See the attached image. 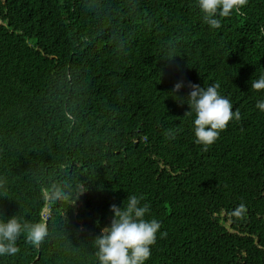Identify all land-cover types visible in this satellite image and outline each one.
<instances>
[{
    "label": "trees",
    "instance_id": "obj_1",
    "mask_svg": "<svg viewBox=\"0 0 264 264\" xmlns=\"http://www.w3.org/2000/svg\"><path fill=\"white\" fill-rule=\"evenodd\" d=\"M241 12L210 29L197 0H0V223L48 231L0 264H99L128 195L161 224L144 264H264V0ZM180 81L240 110L207 151Z\"/></svg>",
    "mask_w": 264,
    "mask_h": 264
},
{
    "label": "clouds",
    "instance_id": "obj_2",
    "mask_svg": "<svg viewBox=\"0 0 264 264\" xmlns=\"http://www.w3.org/2000/svg\"><path fill=\"white\" fill-rule=\"evenodd\" d=\"M247 3L248 0H197L203 22L210 29H220L222 19L230 17L234 12L242 15L241 9ZM183 86V81L176 83L171 94L180 104L187 103L190 110L184 116L194 115L195 143L202 145L203 150L207 151L217 141L220 133L226 130L229 121L241 120L240 110L237 108L233 111L230 100L220 94L219 83L205 88L188 82L190 92L187 97L175 96ZM251 88L256 91L264 90V74L259 79L251 80ZM256 108L264 112V100L257 101ZM2 183L4 181H0ZM85 191L86 189L81 188V194ZM54 196L58 199L66 198L59 187L54 189ZM143 199V196L128 195L122 206H110L113 213L111 223L95 238L99 264H144L150 258L151 247L156 244L161 224L156 219H145L150 212V205L142 204ZM244 211L245 205L240 204L234 215L239 217ZM24 232H27L26 242L33 247L41 246L48 234L45 223L22 224L12 217L6 223H0V256L17 254L19 248L16 241ZM160 235L164 237L167 233Z\"/></svg>",
    "mask_w": 264,
    "mask_h": 264
},
{
    "label": "water",
    "instance_id": "obj_3",
    "mask_svg": "<svg viewBox=\"0 0 264 264\" xmlns=\"http://www.w3.org/2000/svg\"><path fill=\"white\" fill-rule=\"evenodd\" d=\"M46 224V222H44Z\"/></svg>",
    "mask_w": 264,
    "mask_h": 264
}]
</instances>
